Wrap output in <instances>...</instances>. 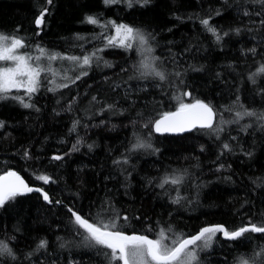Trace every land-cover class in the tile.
I'll return each mask as SVG.
<instances>
[{
    "label": "trees",
    "instance_id": "16d2710c",
    "mask_svg": "<svg viewBox=\"0 0 264 264\" xmlns=\"http://www.w3.org/2000/svg\"><path fill=\"white\" fill-rule=\"evenodd\" d=\"M44 7L48 8L46 26L37 28L34 21ZM244 11L250 15H243ZM87 16L98 17L101 23L126 24L154 37L149 39L153 52L146 62L158 64L170 75L164 82L142 76L145 70L140 61L145 57L139 52L105 48L100 55L112 67L93 64L89 75L75 84L56 78L58 84L69 83L56 92L47 91L53 85L46 83L30 101L39 111L11 99L0 101V121L4 122L0 174L17 171L53 201L45 202L39 192H31L0 208V241L15 254V259L0 257V264H106L95 250L78 246L82 237L69 208L90 220L127 215L123 231L150 238L161 227L193 235L207 225L234 230L249 220L257 224L264 220V127L249 117L239 124L224 123L235 119L240 105L264 112V74L257 75L255 83L249 79L264 64L261 6L250 0H150L131 8L123 2L106 5L103 0H52V4L0 0V33L23 38L28 47L21 51L31 54H38L40 45L50 52L80 56L104 47L101 34L114 35L112 28L86 23ZM209 18L220 35L229 33L219 43L200 23ZM236 28L241 29L238 35ZM252 48L255 54L249 51ZM152 56L160 60L152 61ZM61 62L69 77L80 71L71 70L68 61ZM175 71L183 73V85L172 75ZM185 90L192 97L184 102L200 99L214 106L216 123L223 128L219 139L208 130L149 136V128L142 127L159 113L174 111L177 102L172 96ZM107 104L116 107L101 114ZM77 120L75 131H70ZM249 123L252 127L242 131ZM138 137L152 148L133 150ZM78 140L79 150L72 151ZM224 143L230 151L223 149ZM57 155L63 159L54 160ZM117 160L121 162L114 163ZM39 175L55 182L44 184L36 178ZM165 177L182 179L179 184L158 187ZM177 197L179 204L172 202ZM57 200L62 203L56 204ZM245 237L234 242L218 239L211 250L200 253L202 264L251 262L264 248V234L246 233ZM41 240L48 242L47 247L37 251ZM255 259L259 264L264 256Z\"/></svg>",
    "mask_w": 264,
    "mask_h": 264
},
{
    "label": "snow or ice",
    "instance_id": "6c2138e0",
    "mask_svg": "<svg viewBox=\"0 0 264 264\" xmlns=\"http://www.w3.org/2000/svg\"><path fill=\"white\" fill-rule=\"evenodd\" d=\"M103 2L106 5L120 4L123 2L131 8L134 4L146 5L150 3V0H103ZM244 2H249V0H244ZM250 2L260 5L262 10H264V0H250ZM225 3H227V0H225ZM46 4H52V0H46ZM47 12V7L40 10L39 15L34 21L37 28H40L42 25L46 26L45 15ZM216 15H220V13L217 11ZM243 15L248 16L250 13L244 11ZM256 15H261V12H257ZM209 20L210 18L201 19L200 23L208 32L212 33L216 42L219 43L223 39V36H227L229 33L224 32L223 36L220 35L217 29L210 25ZM85 22L99 26L102 29L112 28L114 35L101 34L102 39L106 41L104 47L95 48L92 52L82 53L80 56L50 52L40 45L36 46L38 55H32L28 51H21L28 47L23 38L18 35L0 33V101L11 99L26 109L35 108L36 111H39V108H36L35 104L30 101L46 83L53 85L47 88V91L56 92L60 88L69 87V83L58 84L56 82V77L58 76L63 80L75 84L77 80L89 75L88 69H91L93 64L98 66L103 62L105 66L112 67L111 63L103 60V57L100 55L105 48H121L126 51L135 50L145 57V59L140 61V67L145 70L141 73L142 76H152L161 82L168 79L170 74L161 70L158 64L146 62L148 55L153 52V48L148 46L149 39H154V37L146 36L132 26L117 24L115 21L101 23L98 17L87 16L85 17ZM259 23L264 25V19L260 20ZM233 31L238 35L241 29L236 28ZM35 34L40 35V32L37 31ZM78 39L83 38L78 37ZM249 51L255 54L257 50L256 48H252ZM151 60L159 61L160 57L152 56ZM57 61H68L73 65L74 69H79L80 71L74 78L67 76L66 73L61 76L60 70L52 66L53 62ZM192 70L201 71L202 69L193 68ZM259 74H264V64H261L256 72L249 76L252 83L256 82L255 77ZM172 75L176 77L180 85L184 84L181 78L183 76L182 72L175 71ZM131 78L129 77V79ZM156 87H160V85L157 84ZM13 90L17 94H13ZM21 92L23 93L22 95L19 94ZM185 97H192V93L185 90L173 95L172 99L177 102L174 111L159 113L157 118L150 119L142 125L144 128H149V136L152 132L184 133L208 130L209 132L216 133L217 139H219L218 133L223 131V128L216 123L218 114L214 106L200 99H193L192 102L186 103L184 102ZM96 99L95 96L92 97L93 101H96ZM237 101H239V97H237ZM115 107V104H107L100 109V113L112 111ZM240 109L235 112V119L224 121V123L239 124L240 120L249 117L254 118L260 123L261 127H264V112L249 110L244 108L243 105H240ZM225 110L227 111L229 109ZM79 123V120L74 121L70 131H75ZM101 123H104V121H101ZM2 127H4V122L0 121V128ZM251 127L252 124L249 123L244 125L241 130L247 131ZM233 139L235 138L233 137ZM79 143L80 141L78 140L77 144L72 146V151L79 150L77 147ZM88 148L91 150L92 145H88ZM146 148L150 149L152 145L140 140L139 137L137 138V142L132 145L133 150ZM223 149L231 150L230 145L227 143L223 144ZM153 150L159 151L158 149ZM201 151H203V147H201ZM24 155L27 157L29 154L26 151ZM248 155H251V153H248ZM53 159L61 160L63 157L57 155L53 156ZM120 162L119 160L114 161L116 164ZM123 162L127 163V158H124ZM220 167H223V165ZM36 178L43 181L44 184L55 182L47 175H39ZM181 179H169L165 177L157 186L163 188L168 183L173 185L179 184ZM31 192H39L44 201L50 204L53 203L49 194L43 188L30 187L16 171L6 170L0 175V208L5 207L6 204L13 201L16 197ZM180 199V197H177L172 202L179 204ZM55 203L61 204L62 201L57 200ZM68 210L71 213L72 223L77 230V234L82 237L81 245L78 246L95 250L97 255L104 257L106 264H202L200 253L211 250L214 243L218 242V239L234 242L240 238H246V233L264 234V220H261L259 224L249 220L248 224L234 230L222 224H217L205 226L193 235L173 233L171 226L167 228L161 227L156 232L155 238H150L145 234L135 232L129 234L123 231V228L129 220L127 215L122 216L116 213L107 220L100 216L90 220L71 208ZM137 219L139 218L137 217ZM120 221H124V223L121 224ZM170 233H172L171 237L169 235ZM47 243L46 240H41L36 250L39 251L42 248H46ZM60 247L64 248L65 245L62 243ZM3 256L15 259V254L8 244L0 241V257ZM259 256H264V248L254 254L251 262L248 259H241L239 264H257L255 257ZM259 264H264V261H260Z\"/></svg>",
    "mask_w": 264,
    "mask_h": 264
},
{
    "label": "water",
    "instance_id": "95a60500",
    "mask_svg": "<svg viewBox=\"0 0 264 264\" xmlns=\"http://www.w3.org/2000/svg\"><path fill=\"white\" fill-rule=\"evenodd\" d=\"M155 135H159V136H161V135H172V136H177V135H183V134H186V133H189V132H184V133H156V132H153ZM9 170H13V169H9ZM13 171H15V170H13ZM17 172V171H16ZM18 173V172H17ZM3 174V173H2ZM2 174H0V175H2ZM20 176H21V178L24 180V178L22 177V175L20 174V173H18ZM25 181V180H24ZM26 182V181H25ZM27 183V182H26ZM30 187H39V186H31V185H29ZM39 188H41V187H39ZM40 195H41V193H40ZM42 196V195H41ZM42 200L44 201V199H43V197H42ZM46 202V201H45ZM207 226H210V225H207ZM205 227V226H204ZM129 234H131V233H129ZM196 234V233H195Z\"/></svg>",
    "mask_w": 264,
    "mask_h": 264
},
{
    "label": "rangeland",
    "instance_id": "374dc122",
    "mask_svg": "<svg viewBox=\"0 0 264 264\" xmlns=\"http://www.w3.org/2000/svg\"><path fill=\"white\" fill-rule=\"evenodd\" d=\"M114 33V32H113ZM34 51V50H33ZM32 55H38V54H32ZM53 68H58L60 70V74L61 76H63L65 73L67 74V76H69L68 72H64L62 71V68L65 66L61 61H57V62H53ZM71 70H74V68L72 67ZM56 78H60V76L56 77Z\"/></svg>",
    "mask_w": 264,
    "mask_h": 264
},
{
    "label": "bare ground",
    "instance_id": "6f19581e",
    "mask_svg": "<svg viewBox=\"0 0 264 264\" xmlns=\"http://www.w3.org/2000/svg\"><path fill=\"white\" fill-rule=\"evenodd\" d=\"M159 228V227H158ZM158 230V229H157Z\"/></svg>",
    "mask_w": 264,
    "mask_h": 264
}]
</instances>
